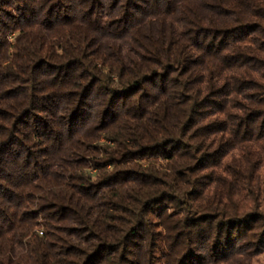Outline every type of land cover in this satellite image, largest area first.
<instances>
[{
  "label": "trees",
  "instance_id": "1",
  "mask_svg": "<svg viewBox=\"0 0 264 264\" xmlns=\"http://www.w3.org/2000/svg\"><path fill=\"white\" fill-rule=\"evenodd\" d=\"M263 246L264 0H0V264Z\"/></svg>",
  "mask_w": 264,
  "mask_h": 264
},
{
  "label": "rangeland",
  "instance_id": "2",
  "mask_svg": "<svg viewBox=\"0 0 264 264\" xmlns=\"http://www.w3.org/2000/svg\"><path fill=\"white\" fill-rule=\"evenodd\" d=\"M15 34L10 35V39L13 41ZM105 139L102 138L101 141H104ZM153 221L157 222L158 219L156 217H153ZM156 232H160L161 228H159V222L155 223L154 226H152ZM154 244V243H153ZM222 264H264V246L262 247V250L260 252H256L251 256L243 255V256H236L232 257L231 259L223 262Z\"/></svg>",
  "mask_w": 264,
  "mask_h": 264
}]
</instances>
